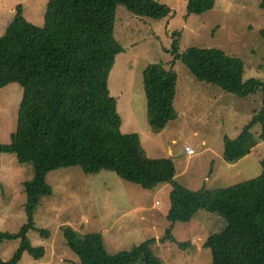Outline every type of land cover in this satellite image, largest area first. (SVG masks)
Masks as SVG:
<instances>
[{"label": "trees", "instance_id": "trees-1", "mask_svg": "<svg viewBox=\"0 0 264 264\" xmlns=\"http://www.w3.org/2000/svg\"><path fill=\"white\" fill-rule=\"evenodd\" d=\"M216 0H187L189 15L200 16L215 7ZM125 7L136 17L155 21L171 16V10L157 0H49L42 27L29 22L22 6L0 36V88L12 82L23 87L18 112V129L11 143H0L3 152L17 154L32 178L23 181L27 222L18 232H0V244L19 241L13 259L0 257V264H19L26 251L36 259L45 255L43 247L32 246L28 234L38 231L34 216L44 196L53 189L47 174L56 169L80 166L85 173L110 170L122 179L152 189L169 183L171 209L168 228L161 242L173 238L176 223L188 220L196 209L213 208L226 221L225 229L204 245L210 250V264H234L231 238L240 230L252 245L245 264H264V159L262 172L253 178L226 187L189 189L175 179V166L168 157L147 155L137 133H123L117 100L109 89V76L116 57L124 51L115 37L116 11ZM264 11V0L260 3ZM264 36V30H262ZM170 68L147 64L143 71L148 121L155 133L176 118L173 101L177 74L172 69L182 62L196 80L217 85L240 98L261 92V108L252 114L235 139H224V158L235 163L246 156L258 141H264V80H244L241 57L221 48L179 49V33L174 32ZM260 126L256 138L252 129ZM67 246L80 264H160L150 239L130 250L110 254L101 233L81 236L64 232ZM188 243L178 242L185 248Z\"/></svg>", "mask_w": 264, "mask_h": 264}, {"label": "rangeland", "instance_id": "rangeland-1", "mask_svg": "<svg viewBox=\"0 0 264 264\" xmlns=\"http://www.w3.org/2000/svg\"><path fill=\"white\" fill-rule=\"evenodd\" d=\"M171 10V16L155 21L136 17L125 7L116 11L115 37L124 51L117 55L109 76V89L118 103L123 133H138L150 157H168L175 166V179L189 189L226 187L258 176L262 172L264 141L236 163L224 160V139H235L261 108V92L240 98L217 85L196 80L186 66L176 61L177 74L173 107L176 118L160 133L151 129L143 71L147 64L163 63L170 68L173 33H179V49L188 47L221 48L229 55L241 57L245 64L244 80H264V11L262 0H216L215 7L200 16L189 15L187 0H157ZM49 0H0V36L22 6L25 18L42 27ZM23 87L12 82L0 88V143H11L18 129V112ZM260 126L252 129L257 138ZM192 145L196 154H184V145ZM169 147L172 153L169 152ZM17 154L0 155V232H18L27 222L26 192L23 181L32 178ZM53 194L44 196L34 216L38 231L28 234L35 248L45 255L36 259L26 251L19 264H80L78 256L67 246L64 232L81 236L101 233L110 254L132 249L153 240L151 245L160 264H210L212 255L204 248L207 240L221 233L226 221L215 209H196L191 217L175 224L170 239L161 242L169 226L170 184L152 189L126 181L117 173L101 170L85 173L80 166L52 170L47 174ZM178 242L188 243L185 248ZM19 241L0 244V257L13 259ZM251 239L240 230L232 235L234 264H245Z\"/></svg>", "mask_w": 264, "mask_h": 264}, {"label": "built area", "instance_id": "built-area-1", "mask_svg": "<svg viewBox=\"0 0 264 264\" xmlns=\"http://www.w3.org/2000/svg\"><path fill=\"white\" fill-rule=\"evenodd\" d=\"M184 151H185L187 154H189V155L195 153L194 149H193L191 146H189V145H185V146H184Z\"/></svg>", "mask_w": 264, "mask_h": 264}, {"label": "crops", "instance_id": "crops-1", "mask_svg": "<svg viewBox=\"0 0 264 264\" xmlns=\"http://www.w3.org/2000/svg\"><path fill=\"white\" fill-rule=\"evenodd\" d=\"M175 94H176V93H175ZM121 127H122V126H121ZM160 132H161V131H160ZM160 132H159V133H160ZM137 134H138V133H137ZM140 139H141V138H140ZM141 143H142V141H141ZM185 145H189V146L193 147V146L190 145V144H185ZM185 145H184V146H185ZM143 147H144V146H143ZM144 149H145V148H144ZM145 151H146V153H147V155H148V151H147L146 149H145ZM169 152L172 153V149H171L170 147H169ZM184 154H187V153L184 152ZM194 154H196V153H194ZM194 154H191V155H194ZM187 155H188V156H191V155H189V154H187ZM223 156H224V153H223ZM224 160H225V158H224ZM225 161H226V160H225ZM238 161H239V160H238ZM236 162H237V161H236ZM236 162H235V163H236Z\"/></svg>", "mask_w": 264, "mask_h": 264}]
</instances>
